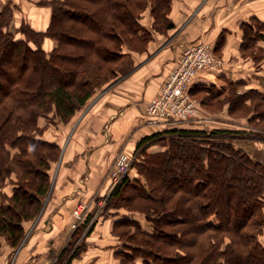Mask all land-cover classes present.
<instances>
[{
  "label": "trees",
  "instance_id": "obj_1",
  "mask_svg": "<svg viewBox=\"0 0 264 264\" xmlns=\"http://www.w3.org/2000/svg\"><path fill=\"white\" fill-rule=\"evenodd\" d=\"M148 1H40L51 7L48 26H27L23 38L9 28L10 7L0 9V189L18 178L11 195H0V246L3 238L14 248L21 244L25 222L41 212L52 185L50 169L60 147L37 136L40 117L54 112L69 122L97 84L117 76L125 46L146 50L152 33L140 20ZM153 1L156 30L173 29V0ZM253 20L244 24L245 36L256 44L264 40V21ZM47 38L56 41L50 50L43 45ZM248 96L264 117V90L236 95L242 104ZM238 138L264 136L172 128L140 139L134 161L139 176L127 174L106 205L122 214L114 231L125 264L137 258L142 264H264V163L237 146ZM153 143L165 149L148 152Z\"/></svg>",
  "mask_w": 264,
  "mask_h": 264
},
{
  "label": "crops",
  "instance_id": "obj_2",
  "mask_svg": "<svg viewBox=\"0 0 264 264\" xmlns=\"http://www.w3.org/2000/svg\"><path fill=\"white\" fill-rule=\"evenodd\" d=\"M172 18L176 24L173 29L168 33H155L142 54L127 55V66L123 71L118 70L120 81L98 99L83 120L81 133L68 144L63 155L57 195L45 220L49 222V228L40 227L29 237L18 250L16 264H50L62 251L70 238L71 211L79 202L78 196L92 198L105 193L109 188L105 176L114 154L121 147L130 145L134 148L143 137L172 128L209 129L199 117L177 125H149L142 118L148 102L161 93L167 77L192 44L205 39L229 59L239 58L244 38L242 25L251 18L264 21V0H210L207 4L204 0H173ZM44 29L46 26L41 27ZM256 45L264 47V40L260 39ZM232 61L228 60L219 70L198 73L193 83L219 87V82H241L264 89L261 71L235 65ZM137 124L142 125L139 130ZM239 144L254 156L253 141L244 140ZM86 176L90 177L86 189L78 187V182ZM120 216L101 219L86 238V249L69 264H122L119 255L122 242L112 232ZM143 223L148 225L146 221ZM11 251V247L1 251L0 264H5Z\"/></svg>",
  "mask_w": 264,
  "mask_h": 264
},
{
  "label": "rangeland",
  "instance_id": "obj_3",
  "mask_svg": "<svg viewBox=\"0 0 264 264\" xmlns=\"http://www.w3.org/2000/svg\"><path fill=\"white\" fill-rule=\"evenodd\" d=\"M40 1L44 0H1L0 2V9H2L3 6H9L12 11V18L10 21L9 28L14 33L16 38H23L25 37V34L23 33V29L27 26H32L38 30H41L46 26H48V20L51 16V7L48 5H42L39 3ZM206 4L210 0H204ZM155 6V2L153 0H149L148 4L146 6L145 12H143L144 15H142L140 22L146 26L152 33V38L155 33H159L160 31H157L155 28L154 20L156 18V15L153 14L152 8ZM172 9H173V2H172ZM171 19L174 22V19L172 18V10L170 14ZM255 22L253 18L249 20L248 23ZM175 23V22H174ZM176 25V24H175ZM245 25H242V30L244 33L243 38V45L241 46V54L239 58H233L229 59V56H224L222 53H220V50L217 51L214 47V44L211 42L213 51L215 56L222 61L221 65L216 70H219L220 68L224 67V65L228 62H234L235 65H243L247 66V68L255 71H261L264 74V47L261 45H256L250 43V39L245 36L247 31H245ZM40 27V29H39ZM45 30V29H44ZM166 31L165 33H168ZM249 33V32H248ZM205 40V39H202ZM259 41V40H258ZM44 47L48 50L54 47L56 45V41L47 38L44 42ZM132 53H139L132 49L129 46L124 47V54L123 57L118 62V70L123 71L125 67L127 66L126 59L128 54ZM143 53V52H142ZM141 53V54H142ZM126 56V58L124 57ZM182 56V55H181ZM125 58V59H124ZM125 60V61H123ZM93 72V71H92ZM97 72L92 73V78H90L92 81L97 83L96 80H94V77H96ZM121 74L117 72V76L110 79L109 81L100 82L96 85V88L91 96V98L88 100L87 104L84 105L80 110L77 111L74 117L69 122H62L59 120V118L56 116L54 112H51L47 116H41L39 119V127L41 128V133L37 134V136L43 140L50 141L53 143L58 144L60 147V156L59 159L52 163L50 173H51V181L52 185L50 188V191L45 197H42V209L41 212L32 220L25 222V228H26V235L23 241H21V244L14 248L12 247L5 238L2 240V245L0 246V254L5 252V250L12 248V251L7 256L5 260V264H16L18 260V250L21 246H23L24 243L28 242L27 240L29 237L36 232V230L40 227L49 228L47 225H50L48 221L45 222L46 217L53 209V201L56 198V188H57V182L60 180V168L62 165L63 155L65 153V150L68 146V144L74 140L75 137H77L82 130V122L86 118L87 114L92 110L94 105L97 103L98 99L105 94V92L114 84L117 83V81H120ZM168 78V77H167ZM194 80V79H193ZM193 80L189 83V95L192 99L196 100L197 103V111H198V117L200 120H203L204 123H207L206 127H209V129H219L220 127L222 129H231V130H253L258 135L264 136V117L258 116V111L255 110L256 107L254 106L256 101L253 98H250L249 96L245 98L243 104L239 103L238 98L236 95L243 94L244 92H248L249 90H252L253 88H257L254 86H249L245 84H228L226 82H219V87L214 86V88H204L201 90L200 86L195 85L193 83ZM260 89V88H259ZM262 89V88H261ZM260 89V90H261ZM264 90V89H263ZM253 99V100H252ZM238 101V102H237ZM149 103V102H148ZM247 106L251 107L250 109L247 108ZM146 111V109H145ZM144 119V116L143 118ZM140 125V124H139ZM136 125L137 129L139 130L142 125L139 126ZM219 127V128H218ZM131 137V136H130ZM253 141L254 147H252V152L254 153L253 157L261 163H264V139H245V138H238L234 140V143L240 146V141ZM138 143H136L135 147L132 148L130 145H125L126 147L120 148L117 153H115L114 160L112 161L108 174L105 176L107 181L109 182V188L105 191L104 194L96 196V197H84L81 195H77L79 198V202L75 206L74 210H76L77 206L81 202H86L89 205V208L86 210V212H83L81 214V218H77L74 214V210L72 212V218L71 222L69 223V229L71 230L70 238H68L65 247L62 249V251L59 254H56L53 259L51 260L50 264H66L68 259L70 258V255L72 253L76 254L75 257H79L82 252L86 249V238L89 236V234L93 231V229L96 227V225L100 222L101 219L109 218L110 216H115L114 213L116 210L114 208L107 209L106 205L108 203V198L110 197L113 189L117 184H119L122 178L114 187L112 186V181L110 179L109 172L111 168L114 167L117 163L118 156L122 155V153H125L129 165L127 164V170L132 175H138L139 172L138 169L134 167V161L135 159L140 155V149L138 148ZM130 146V147H129ZM155 146V147H154ZM165 149L161 143H153L150 148H148V152H156ZM248 151V150H247ZM251 154V153H250ZM132 159V161L130 160ZM126 176V175H125ZM13 179H8L6 181L5 186H3L2 189H0V195L1 193H6L8 195L12 194V188L17 183V177L13 176ZM90 177L86 176L83 177L78 182V187H83V189H86V184L89 183ZM88 185V184H87ZM82 190V188H80ZM79 190V191H80ZM81 194V192H79ZM105 202L100 203V200L105 199ZM97 199V200H96ZM123 212L125 208H120ZM122 216V214H119ZM84 217V218H83ZM78 220V222H77ZM79 221H83L82 223ZM77 223L78 226L73 227L72 225L74 223ZM48 223V224H47ZM116 224V223H115ZM115 224L113 227V234H115ZM122 230V229H121ZM208 234V233H207ZM210 236V234H208ZM207 236V235H206ZM259 239L261 242L264 243V231L259 234ZM65 250L64 256H61L62 253ZM1 257V255H0ZM72 258V259H73ZM70 258V262L72 260ZM142 260L140 258H137L135 260V264H142ZM133 263V264H134ZM122 264H125V262L122 261ZM126 264H132V262Z\"/></svg>",
  "mask_w": 264,
  "mask_h": 264
},
{
  "label": "built area",
  "instance_id": "obj_4",
  "mask_svg": "<svg viewBox=\"0 0 264 264\" xmlns=\"http://www.w3.org/2000/svg\"><path fill=\"white\" fill-rule=\"evenodd\" d=\"M221 63L222 61L215 56L210 41L200 40L189 46L180 57L177 67L169 74L161 93L152 97L147 104L144 123L177 125L195 120L198 117L197 103L189 95V83L198 73L214 70ZM127 160L126 154L122 153L118 156L116 165L111 168L109 175L112 189L125 175L129 174ZM130 160L132 161V159ZM105 200L106 198L99 202L104 203ZM88 208L89 205L86 202H81L74 210V214L79 219ZM72 226L76 227L78 224L75 222Z\"/></svg>",
  "mask_w": 264,
  "mask_h": 264
}]
</instances>
